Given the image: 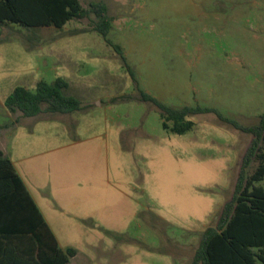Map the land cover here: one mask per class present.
I'll return each mask as SVG.
<instances>
[{"label":"rangeland","instance_id":"1","mask_svg":"<svg viewBox=\"0 0 264 264\" xmlns=\"http://www.w3.org/2000/svg\"><path fill=\"white\" fill-rule=\"evenodd\" d=\"M127 2L108 13L106 37L92 14L60 28L0 26V136L10 146L19 130L44 148L67 144L17 167L60 245L76 250L71 264H191L232 194L251 136L213 111L190 114L191 129L174 133L140 91L258 124L264 0ZM57 77L85 109L5 114L14 87L34 90ZM257 184L264 188V178Z\"/></svg>","mask_w":264,"mask_h":264},{"label":"trees","instance_id":"2","mask_svg":"<svg viewBox=\"0 0 264 264\" xmlns=\"http://www.w3.org/2000/svg\"><path fill=\"white\" fill-rule=\"evenodd\" d=\"M91 14L95 19L93 29L106 37L112 17L103 2H89L84 8L79 0H0V26L13 23L60 28L71 19L82 20ZM106 41L123 58L120 47ZM67 86L61 77L50 83L40 80L34 90L16 86L4 104L24 116L85 109L76 97L64 94ZM140 99L156 105L162 126L174 133L191 129L193 122L187 119L190 114L213 111L223 121L250 134L232 194L215 224L203 230L191 264H264V188L257 184L264 178V112L258 124L243 126L213 109L167 106L144 91H140ZM166 121L172 124L168 126ZM75 254L72 247H59L22 178L0 150V264H68Z\"/></svg>","mask_w":264,"mask_h":264},{"label":"crops","instance_id":"3","mask_svg":"<svg viewBox=\"0 0 264 264\" xmlns=\"http://www.w3.org/2000/svg\"><path fill=\"white\" fill-rule=\"evenodd\" d=\"M86 2H91V1H100L103 2L106 7H107V12L110 14L112 9H118V8H122L125 5H127V0H113L111 2H108L107 0H85ZM6 98V97H5ZM5 100V99H4ZM4 111L5 114H7L9 117H15V120H19L20 117L22 116V113L18 110L16 111H11L9 110L5 104H4ZM25 117V116H24ZM18 123V121H16ZM16 123V124H17ZM4 124H0V126H2ZM19 126V125H17ZM15 138V143L13 145L10 146L11 142L9 140H4L3 138H1L0 136V150L3 152V154L5 156H7L15 170L17 171V173L19 174V176L22 178L26 188L28 189L31 197L33 198L35 204L37 205V207L39 208L40 212L42 213L45 221L47 222L49 228L51 229V231L53 232L55 238L57 239L58 245L59 247H61L63 249V247L60 245L58 238L53 230V228L51 227V224L49 223L48 219L45 217L44 213L42 212V210L40 209L39 205L37 204V202L35 201V198L33 196V194L31 193V190L28 186V184L26 183L25 179L23 178L20 170L17 167V164H22L24 161H26L27 159L37 156L39 154L45 153V152H49V151H57V150H61L64 147L67 146V144L65 143H61L59 145H55V146H51V147H46L44 148V143L43 141H31V137H30V131H28L25 134L20 135V130L17 132V134L14 136ZM4 140V141H3ZM18 140V141H17ZM79 140V139H77ZM76 140L72 141L71 144L75 143ZM13 143V141H12ZM49 143V142H48ZM24 166V165H23ZM84 218V217H83ZM76 256V254L73 257H70L68 264H71V260L72 258H74Z\"/></svg>","mask_w":264,"mask_h":264}]
</instances>
